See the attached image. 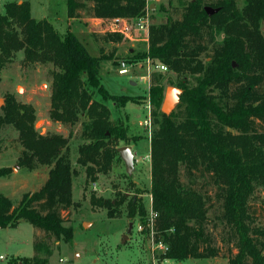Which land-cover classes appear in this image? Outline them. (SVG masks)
Wrapping results in <instances>:
<instances>
[{"label":"trees","instance_id":"trees-1","mask_svg":"<svg viewBox=\"0 0 264 264\" xmlns=\"http://www.w3.org/2000/svg\"><path fill=\"white\" fill-rule=\"evenodd\" d=\"M180 6V10L174 9L179 17L168 15L165 22L150 23L144 52L123 58L130 64L149 58L165 65L177 76L170 84L182 90L174 110L163 114V75L151 73L154 240L167 245L162 257L169 260L221 255L228 264H264V227L253 223L250 210L256 188L264 193V0H244L241 7L237 0H188ZM205 7L218 10L208 15ZM66 8L69 19L81 18L85 12L95 19L136 20L145 15L146 2L66 0ZM219 35L220 41L216 39ZM101 38L118 43L125 37L106 31ZM20 51L24 65L51 64L55 68L48 118L69 127L80 122L82 142L76 163L84 167L87 180L107 173L119 156L115 142L127 140L128 132L127 125L112 120L108 107L94 99L95 90L118 107L129 99L110 95L101 83L100 63L106 59L117 62L114 51L105 53L98 48V54L92 55L71 29L60 34L46 19L31 16L28 1L10 0L0 9V69ZM0 109V128L11 125L18 133L22 147L18 165L29 171L40 165L48 167L46 181L36 191L23 193L16 204L0 193V227H15L24 220L40 232L33 242L34 254L20 261L12 259V264H48L50 240L68 242L72 238V227L64 225L62 215L74 205L70 135L40 134L34 127V108L12 95L5 97ZM8 173L6 167L0 168V176ZM196 173L208 175L214 187L212 197L195 186ZM214 198L221 208L223 254L208 227L209 203ZM90 203L112 216L116 212L113 204L122 201L91 194ZM128 205L135 210V202Z\"/></svg>","mask_w":264,"mask_h":264},{"label":"rangeland","instance_id":"rangeland-1","mask_svg":"<svg viewBox=\"0 0 264 264\" xmlns=\"http://www.w3.org/2000/svg\"><path fill=\"white\" fill-rule=\"evenodd\" d=\"M10 0H0V9ZM18 3L24 0H13ZM30 3L31 15L35 19H46L60 33L71 29L83 41L88 52L98 54V48L105 53L114 51L116 61L121 58L130 59V53H142L147 48L145 32L128 25V35L123 33L121 42H104L101 35L108 31L115 23L126 26L121 21L126 18L95 19L81 12V18L70 20L67 17L66 0H26ZM188 0H158L151 2L154 9H148L150 23L158 24L166 21L168 15L179 17L174 9L180 10L181 2ZM244 0H237L241 7ZM113 19H121L113 20ZM123 22L122 25H119ZM264 35V22L261 26ZM92 34H94L92 36ZM122 34V33H121ZM218 41L222 35L217 36ZM23 53L17 52L8 65L0 69V108L5 104V97L12 95L17 102L30 104L34 108L35 123L40 134L58 133L69 136L70 163L75 170L72 178L71 196L74 205L62 211L64 225L72 227V238L68 242L50 240L52 254L48 264H150L151 234L146 229L148 215L151 209L150 195V132L154 128L153 118L147 105L149 103L148 80H140L146 74L148 64L138 61L132 64L130 72L118 74V65L112 59L102 60L100 63V79L110 95L128 97L125 106L118 107L115 102L103 100L95 90L94 99L104 103L110 110L112 120H121L128 127L127 140H117L115 148L125 145L131 146L134 155L133 169L130 174L125 170L121 158L116 155L110 170L98 173L96 179L86 177L84 167L76 163L77 147L82 142L80 137V122L69 127L48 118L50 108L51 72L55 68L51 64L24 65L21 60ZM158 73V72H157ZM161 84L170 86L177 76L170 71L161 72ZM172 86V85H171ZM1 112V109H0ZM145 121H147L145 123ZM261 127H264L261 126ZM71 133V134H70ZM22 147L18 140V133L11 125L0 128V168L6 167L8 174L0 176V193L16 204L23 193L36 191L47 179L48 167L38 166L29 171L18 165V157ZM197 174V173H196ZM183 180V178H181ZM195 186L210 195L214 194V187L208 180V175L195 177ZM122 201L121 205L113 204L116 212L109 216L102 207L92 206L90 196ZM131 202L136 203L134 211L128 208ZM115 205V206H114ZM208 227L214 233L217 245L225 253L220 243L222 223L219 221L221 208L215 198L209 203ZM250 210L253 223L264 227V193L256 188L251 200ZM143 213H140V209ZM140 215H144V223L140 222ZM87 223V224H83ZM129 223L131 230L127 233ZM215 225V227L213 226ZM40 232L29 222L19 221L15 227H0V255L5 258L0 264H12V259L20 261L22 257L34 254L33 242ZM127 236L124 240L123 237ZM42 237V234H41ZM167 264H228L227 258L171 260Z\"/></svg>","mask_w":264,"mask_h":264},{"label":"built area","instance_id":"built-area-1","mask_svg":"<svg viewBox=\"0 0 264 264\" xmlns=\"http://www.w3.org/2000/svg\"><path fill=\"white\" fill-rule=\"evenodd\" d=\"M158 0H145L146 2V13L144 16L138 18V19H113V20H120L121 21H125L126 22V26H118L116 23L108 30V31H116V32H120V33H126L128 35V25L129 28L130 26L135 27L136 29L145 32L146 37L148 34V26L150 25V18L148 17V9H149V5L151 2H155ZM123 22L119 25H122ZM145 62L148 64V66L146 67V74L140 77V80H148V78H150V75L153 71H166L167 68L165 65L161 64V63H152V61L149 58L145 59ZM132 67V64L127 63L123 58L119 59L118 61V74L120 75H124L130 72V68ZM150 84V83H149ZM147 109L149 111V103L147 105ZM147 121H145L146 123ZM156 214L150 209V213L148 215V219H147V224H146V229L149 230L150 234H151V256H150V264H167L169 261V259H166L164 257H162V254L165 253V251L167 250V245L164 244L161 240L155 241L154 240V221L156 218ZM5 257L3 255H0V260L4 259Z\"/></svg>","mask_w":264,"mask_h":264},{"label":"water","instance_id":"water-1","mask_svg":"<svg viewBox=\"0 0 264 264\" xmlns=\"http://www.w3.org/2000/svg\"><path fill=\"white\" fill-rule=\"evenodd\" d=\"M154 6H155L154 4H151L150 9L153 10ZM204 10L206 11L208 15H211L217 12L218 9L212 8V7H205ZM181 92L182 90L175 86L170 85L165 88L164 97H163V101H162L161 108H160L163 114L169 115L174 110L176 104L179 101V96ZM36 124L37 123H35L34 125L35 127H36ZM117 151L119 153L120 158L122 159L124 163L126 172L130 174L131 170L133 169V163H134V155L132 153L131 146L125 145V146L119 147L117 148ZM83 224L85 225L87 223H83ZM131 226H132V223H129L127 233L130 232ZM126 237L127 236L125 235L123 237V240Z\"/></svg>","mask_w":264,"mask_h":264},{"label":"crops","instance_id":"crops-1","mask_svg":"<svg viewBox=\"0 0 264 264\" xmlns=\"http://www.w3.org/2000/svg\"><path fill=\"white\" fill-rule=\"evenodd\" d=\"M30 12H31V9H30ZM32 16V15H31ZM70 20H73V19H70Z\"/></svg>","mask_w":264,"mask_h":264}]
</instances>
